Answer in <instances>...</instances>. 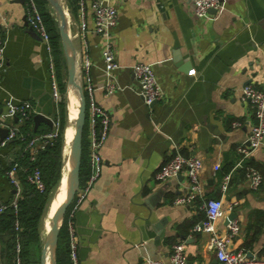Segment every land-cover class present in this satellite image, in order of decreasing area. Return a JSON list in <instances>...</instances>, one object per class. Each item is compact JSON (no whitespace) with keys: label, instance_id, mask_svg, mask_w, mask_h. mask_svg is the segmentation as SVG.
<instances>
[{"label":"crops","instance_id":"0c3cea01","mask_svg":"<svg viewBox=\"0 0 264 264\" xmlns=\"http://www.w3.org/2000/svg\"><path fill=\"white\" fill-rule=\"evenodd\" d=\"M85 1L83 38L79 7L74 5L71 13L62 0L78 63L86 50L96 100L110 112L112 126L101 150L102 173L74 216L78 264H167L178 242L185 243L187 264H222L210 247V233L194 232L206 218L205 202L214 198H222L226 210L216 222L218 233L227 234L226 220L234 213L240 232L233 248L264 257V145L245 161L263 176L258 190L250 188L245 169L237 166V149L255 124L242 90L247 85L264 90V0H221L222 8L207 18L195 16L190 0H111L118 12L114 49L123 87L111 96L103 89L104 42L94 32V0ZM25 19V0H0L1 32L7 40L0 68V113L6 112L7 102H31V129L40 134L52 128L35 125L34 115L53 118L58 103L52 96L50 54ZM140 62L152 66L164 91V98L151 107L139 96L131 69ZM5 130L0 128V140ZM18 150L0 141V204L14 197L5 169ZM177 151L203 163L204 194L189 205L174 203L188 191L187 170L164 182L155 179ZM85 154L90 169L86 140ZM229 163L233 174L223 194L218 172ZM45 233L44 218L40 238ZM8 240L9 235H0L1 264H16Z\"/></svg>","mask_w":264,"mask_h":264},{"label":"built area","instance_id":"2783aa9c","mask_svg":"<svg viewBox=\"0 0 264 264\" xmlns=\"http://www.w3.org/2000/svg\"><path fill=\"white\" fill-rule=\"evenodd\" d=\"M194 7V14L197 18H207L212 10L219 11L222 8L221 0H190ZM26 3V21L40 37L41 41L50 54V73L52 96L56 103L61 97V90L56 74V68L53 57V48L50 34L47 30L43 16L36 0H25ZM78 7L81 14V35L84 38L87 31L85 21L86 1L78 0ZM94 16V32L99 35L104 42L103 60L105 83L103 86L105 96H111L123 89L118 82L117 72L120 65L116 60L114 49V30L118 23V12L111 0H94L91 4ZM7 40L1 32L0 25V68L4 65V52ZM82 84L86 98L87 112L85 122V137L87 142L88 163L90 174L83 185H79L74 197L73 207L67 212V231L69 234L70 259L73 264H78V244L76 239L74 216L78 207L86 199L90 189L96 180L100 177L104 159L101 150L105 145L112 126L110 112L100 106L95 97V86L91 77L92 62L85 50L82 52ZM132 73L137 84V92L143 102L151 107L154 103L164 98V91L157 80V77L150 64L136 63L132 66ZM243 97L248 100L254 110L255 124L253 125L247 140L238 147L240 160L237 166L243 167L246 158L257 149L264 145V90L254 85H247L242 90ZM6 112L0 113V128H6L8 133L1 141V146L5 147L14 141L25 140L26 145L24 152L30 155V161L34 164L39 152L47 149L52 141L57 138L60 121L57 116L52 118V130L47 133L33 134L28 138L21 132V125L29 120L34 113V107L31 102H21L18 104L7 102L5 104ZM15 119V122L12 120ZM11 120V121H9ZM234 126L239 123L234 122ZM203 169L202 160L197 156H185L177 151L161 169L155 174V179L159 182L167 181L176 177L184 170L188 173V191L185 195L179 196L174 203L177 205H189L204 194L203 183L200 174ZM22 171L27 178L28 183L35 187L39 192L46 190V185L42 172L39 167L21 166L19 160H13L12 165L6 170V177L14 188V197L7 204H0V212L12 207L15 213L18 212V203L22 194V183L19 172ZM233 171L225 175L221 182V191L225 194L229 188ZM246 177L249 186L253 190H258L263 183L261 172L252 166H246ZM225 203L222 198L208 199L205 202L206 219L195 226L194 232L210 233L209 244L215 250L218 260L222 264H264V257L248 256L246 252L234 249L232 240L240 232L239 224L232 220L227 224V234L222 236L218 233L216 222L225 215ZM16 230H19V224L16 223ZM16 264H21V243L17 239L16 247ZM187 254L184 242H178L171 247L167 264H187ZM1 264V260H0ZM146 264H162L155 260H147Z\"/></svg>","mask_w":264,"mask_h":264},{"label":"trees","instance_id":"16d2710c","mask_svg":"<svg viewBox=\"0 0 264 264\" xmlns=\"http://www.w3.org/2000/svg\"><path fill=\"white\" fill-rule=\"evenodd\" d=\"M41 14L43 16L44 22L46 24L47 30L50 34L51 44L53 48V57L56 68V74L58 77L61 97L57 104V111L55 116L59 118L60 126L58 131V136L52 141V144L47 147V149L39 152L37 155V160L33 164L30 161V155L28 152H24V147L26 145L25 140H16L11 143V146H17L18 152L14 160H19L21 166L40 168L44 182L46 185V190L44 192H39L28 183L26 175L20 171L19 177L22 183V194L18 203V212L15 213L12 207L7 208L4 212H0V235H9L8 249L11 251V257L16 263V253L15 247L17 239L21 243V261L22 264H39V250H40V233L41 226L47 212V208L50 201L55 194L59 182L64 177L62 170L64 167V132L67 122V74L66 72V61L62 51V45L60 41V36L58 32V22L53 16V13L49 10V6L45 0H36ZM68 8L71 13H73L74 5L78 6V0H67ZM32 116L29 120L25 121L21 125V132L28 138V136L33 134H39L37 131L31 129ZM52 130V129H51ZM50 130V131H51ZM48 131V132H50ZM47 133V132H46ZM41 134V133H40ZM85 130L83 139V154L80 168V183L83 182L90 174V169L86 166V154H85ZM12 165V163L10 164ZM5 169L9 168V166ZM246 166H249L246 162L243 168L246 171ZM233 169V163H229L225 166L222 171L218 172L219 179L229 174ZM73 202L69 206L67 212L72 208ZM67 219L68 215L66 213L63 227L59 234L58 249H57V264H73L70 259V244H69V234L67 231ZM206 219V218H205ZM16 223L19 224V230H16Z\"/></svg>","mask_w":264,"mask_h":264},{"label":"water","instance_id":"95a60500","mask_svg":"<svg viewBox=\"0 0 264 264\" xmlns=\"http://www.w3.org/2000/svg\"><path fill=\"white\" fill-rule=\"evenodd\" d=\"M45 1L47 2L50 11L53 13V16L58 22V32L62 45V51L66 61L67 93L69 94L70 88H74L76 90L77 99L79 103L78 115L74 122V127H75L74 135L70 142L68 153L67 154L65 153V149L63 152L64 156L66 155L64 159V167H63V175L64 173H66L65 197L64 200L61 202L60 206L58 207V209L50 217L49 215H47V218L45 220L46 233L43 239L40 264H57V249H58L59 234L63 227L67 210L71 205V203L73 202L77 189L79 188L80 185V168H81V161L83 154V139H84L87 105H86L85 93L83 90V84H82L81 65H79L78 63V50L76 48L73 36L70 31L69 13L66 11L62 0H45ZM25 26H27L31 32H33L37 37H39L38 34L32 28L29 27L26 19H25ZM34 122L35 125H38L40 123H45L48 124L51 128L53 126L52 118L40 113L34 115ZM7 133L8 131H6L5 135H7ZM4 138H1L0 141H2ZM227 155L228 154L226 153L224 156L227 157ZM63 178L64 177H62V179L60 180L59 185L63 180ZM55 194L53 195L50 204L52 203ZM235 217L236 215L234 213H231L228 216L226 222L229 223L230 221L234 220ZM48 255H49V262H48Z\"/></svg>","mask_w":264,"mask_h":264},{"label":"bare ground","instance_id":"6f19581e","mask_svg":"<svg viewBox=\"0 0 264 264\" xmlns=\"http://www.w3.org/2000/svg\"><path fill=\"white\" fill-rule=\"evenodd\" d=\"M75 92L76 90L74 88H70L69 100H68V105H67V122H66V127H65V132H64V143L68 146V148H69L70 142L74 135V131H75V129L73 130L74 122L77 118L78 111H79L78 99L75 100L74 98ZM68 148H67V153H68ZM65 175L59 187L57 188V191L52 200V203L50 204V208L48 212L49 217L58 209L61 202L64 200L65 189H66ZM48 262H49V258H48Z\"/></svg>","mask_w":264,"mask_h":264},{"label":"rangeland","instance_id":"374dc122","mask_svg":"<svg viewBox=\"0 0 264 264\" xmlns=\"http://www.w3.org/2000/svg\"><path fill=\"white\" fill-rule=\"evenodd\" d=\"M49 10H50V8H49ZM66 74H67V70H66V72H65ZM67 78V77H66ZM66 82H67V80H66ZM66 97H67V105H68V98H69V94L67 93V95H66ZM74 98H75V100H77V94H76V92H75V95H74ZM75 129V127L73 128V130ZM67 148H68V146L65 144V153L67 154ZM65 157H66V155L64 156V159H65ZM62 174H63V170H62ZM64 175H65V173H64ZM50 205V204H49ZM48 210H49V206H48V208H47V212H46V214H45V220H46V218H47V215H48ZM43 239L44 238H41V243L40 244H42L43 245ZM48 258H49V255H48Z\"/></svg>","mask_w":264,"mask_h":264}]
</instances>
